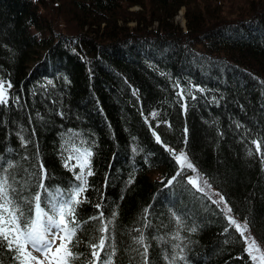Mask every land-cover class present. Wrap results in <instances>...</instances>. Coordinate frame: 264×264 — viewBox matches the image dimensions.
I'll use <instances>...</instances> for the list:
<instances>
[{
    "label": "trees",
    "instance_id": "1",
    "mask_svg": "<svg viewBox=\"0 0 264 264\" xmlns=\"http://www.w3.org/2000/svg\"><path fill=\"white\" fill-rule=\"evenodd\" d=\"M194 1L150 0L147 22L143 14H130L145 0H65L64 12L68 6L78 32L64 34L48 13L62 15L61 6L0 0V79L10 81V94L19 97L0 106V155L17 162L19 172L32 170L38 153L46 184L67 188L75 183L64 167L68 149L91 150L93 175L78 215H96V204L106 216L117 213L114 264H140L133 250L137 228L150 264H252L239 234L230 235L234 228L225 233L222 208L209 194L195 192L183 176L165 187L178 166L154 133L168 148L186 152L264 246V143L260 153L247 154L252 139L264 138V6L236 22L215 23L192 9ZM183 9L188 34L172 25ZM134 22L138 27L130 30ZM157 23L161 29L150 31ZM174 213L186 225L179 229L182 243L172 239ZM192 226L197 230L187 231ZM93 235L84 225L74 251L87 253ZM0 261L10 264L8 254L0 251Z\"/></svg>",
    "mask_w": 264,
    "mask_h": 264
},
{
    "label": "snow or ice",
    "instance_id": "2",
    "mask_svg": "<svg viewBox=\"0 0 264 264\" xmlns=\"http://www.w3.org/2000/svg\"><path fill=\"white\" fill-rule=\"evenodd\" d=\"M12 87L10 81L0 79V106L7 107L10 101H18L19 97L10 94ZM176 87L180 89L178 84ZM197 91L201 90L197 88ZM176 95L183 100L184 90L180 89ZM191 98L196 99L195 96ZM181 107L187 111L186 104H182ZM151 115L157 117L159 113L153 112ZM184 132L186 144L187 128L184 129ZM154 135L156 142L165 147L178 166V170L168 180L165 187L171 186L177 177L183 176L186 177L187 184L195 192L208 196L206 189L211 188V185L199 174L186 152L180 150L177 153L176 150L163 145L160 135L156 133ZM20 140L22 146L26 147L28 141L23 136H20ZM262 143H264V138L252 139L247 154L253 156L260 153ZM68 152L64 167L73 172L75 183L67 188L59 186L53 188L46 184L48 173L43 163L39 161L38 153L34 168L32 170L21 169L19 172L17 169L20 166L17 162L5 159L0 155V251L8 254L10 264H75V261L79 260L81 256L84 257L82 264H114L116 247L113 239V226L117 213L112 211L111 216H106L101 210L102 205L96 204L94 205L97 209L96 215L88 217L87 220H81L78 215V209L87 201V197L84 195L88 191L87 178L93 175L90 166L92 152L87 148L75 145L68 149ZM23 159L27 160L28 157H23ZM72 160H75L76 163L70 166L68 162ZM262 162H264V158H262ZM77 168L79 172L75 171ZM186 171L195 175H187ZM131 182L130 180L129 183ZM215 195L219 196L218 200L212 199L211 196H208V199L212 200V203L216 204L218 208L223 205L221 211L227 221L224 228L225 233H229V230L234 228L235 231L230 235L239 234L236 238L242 244L243 251L247 253L252 264H264V250L251 235L249 220L245 218L243 223L238 222L231 215L232 209L225 198L219 193ZM148 211L145 209L142 217L144 228L150 227L147 222ZM173 216L178 231L172 239L182 243L179 229L186 228L184 218L175 213ZM91 221L96 223L90 224ZM84 225H89L94 231V235L87 245L89 251L78 254L74 248L80 242L77 234ZM83 230L88 231V228ZM196 230L195 226L187 227L189 232ZM134 231L140 234L134 238V244L137 247L133 250L140 257V264H150L149 246L146 243L143 229L137 228ZM173 247L180 249L181 253L184 251L180 243ZM34 253L39 255H34ZM177 255L179 259H184L182 255ZM176 258L173 256L171 260L174 262ZM0 264L3 262L0 261Z\"/></svg>",
    "mask_w": 264,
    "mask_h": 264
},
{
    "label": "rangeland",
    "instance_id": "3",
    "mask_svg": "<svg viewBox=\"0 0 264 264\" xmlns=\"http://www.w3.org/2000/svg\"><path fill=\"white\" fill-rule=\"evenodd\" d=\"M50 4V8L52 10L55 9V5H59L62 8V15L58 12H52L48 9L49 16L52 20V22H55L57 27L59 28V31L62 33H72L77 34L78 27L76 24L72 21V14L70 12V9L67 6L66 12H64V6H65V0H47ZM144 8L142 7H135L133 10L130 11V14H143L141 17L142 21L147 20L153 12L152 5L150 3V0H145L144 2ZM193 10H198V13H202L200 16H208L210 17L215 23H224L226 22H236L237 20L241 18H247L248 16H251L253 13L258 12L261 7L264 6V0H195L193 4L191 5ZM157 11V9H156ZM157 14L155 13V16ZM199 17V14H198ZM175 21L172 22L173 27L176 29H182L184 34L189 33L188 24V10L183 9L179 12L177 17H175ZM205 18V17H204ZM203 18V19H204ZM147 22H150L147 20ZM123 26V23H121ZM143 27L145 26V22H142ZM137 23H133L129 25L130 30H135L137 28ZM142 27V28H143ZM150 31L157 32L161 27L158 25H155L153 27H150ZM135 32V31H134ZM193 175H195L193 173ZM155 177H157V174H154ZM158 178V177H157ZM206 192L211 195L215 200L219 199V196L215 195L216 192L212 187L209 189H206ZM223 205H221L220 208H222ZM233 218L235 217L233 213H231ZM235 219L238 220V218L235 217ZM242 223V222H240ZM250 229V228H249ZM251 232V229H250ZM247 235V234H246ZM251 235L253 236L252 232ZM254 237V236H253ZM258 241V240H257ZM57 243H59L57 241ZM260 244V243H259ZM261 245V244H260ZM262 250H264V247L261 245ZM34 255H39L37 253H34Z\"/></svg>",
    "mask_w": 264,
    "mask_h": 264
}]
</instances>
